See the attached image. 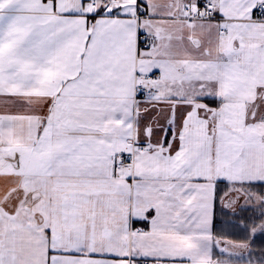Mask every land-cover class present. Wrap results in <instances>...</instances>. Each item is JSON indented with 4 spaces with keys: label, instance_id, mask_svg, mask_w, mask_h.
<instances>
[{
    "label": "snow or ice",
    "instance_id": "6c2138e0",
    "mask_svg": "<svg viewBox=\"0 0 264 264\" xmlns=\"http://www.w3.org/2000/svg\"><path fill=\"white\" fill-rule=\"evenodd\" d=\"M0 264H264V0H0Z\"/></svg>",
    "mask_w": 264,
    "mask_h": 264
},
{
    "label": "crops",
    "instance_id": "0c3cea01",
    "mask_svg": "<svg viewBox=\"0 0 264 264\" xmlns=\"http://www.w3.org/2000/svg\"><path fill=\"white\" fill-rule=\"evenodd\" d=\"M257 243L259 244V241Z\"/></svg>",
    "mask_w": 264,
    "mask_h": 264
}]
</instances>
